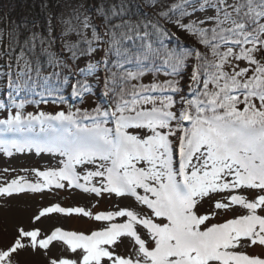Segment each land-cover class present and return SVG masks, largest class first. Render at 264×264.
<instances>
[{
	"label": "snow or ice",
	"instance_id": "6c2138e0",
	"mask_svg": "<svg viewBox=\"0 0 264 264\" xmlns=\"http://www.w3.org/2000/svg\"><path fill=\"white\" fill-rule=\"evenodd\" d=\"M150 6L154 16L141 20L123 0L102 2V28L73 9L59 52L49 50V28L47 39L34 33L26 42L29 54L39 47L46 56L43 64L23 50L14 58L16 111L0 104V153L35 150L56 165L32 170L36 180L0 181V264H264V0ZM166 24L195 43L175 37L169 47ZM65 85L81 100L100 88L104 100L91 109L23 111L38 89L64 104ZM73 190L88 203L58 199ZM29 195L41 197L36 206L22 199ZM112 197L111 208L89 210L92 199ZM72 218L94 226H45Z\"/></svg>",
	"mask_w": 264,
	"mask_h": 264
},
{
	"label": "trees",
	"instance_id": "16d2710c",
	"mask_svg": "<svg viewBox=\"0 0 264 264\" xmlns=\"http://www.w3.org/2000/svg\"><path fill=\"white\" fill-rule=\"evenodd\" d=\"M172 1L173 0H168V3H172ZM102 2L106 7H110L112 5H119L121 0H0V104H4L7 111H16V109L11 107V100L9 99L10 89L8 87L10 78L8 73L9 71L16 70L14 58L18 57L23 50L25 55L30 59L38 55L42 64L46 60V56L40 53L39 47H37L35 54L28 53L26 42L31 39L32 35L35 33L47 39L49 28H51L55 43L49 50L59 52L61 47V32L65 27L62 21L71 19L73 9H78L81 14V20H83L84 16H88L91 18V23L102 28L103 19L96 14V8ZM154 2L155 0H123V3L126 5L127 15L131 16L133 19L138 18L141 20L151 19L154 16L159 7V5H157V8L151 7L150 5ZM116 22L119 21L117 20ZM73 23H77V21L73 19ZM166 27L174 34V37L166 41L169 47L176 46L177 41L175 37L179 38L182 45H191L195 43L190 35L177 30L171 24H166ZM86 31L90 39L91 28ZM184 36L185 39L183 38ZM70 39L76 41L79 37L73 34ZM9 44H12V50L10 52L8 51ZM45 47H48V45L45 44ZM197 47H199V45H197ZM5 52H8V55H5ZM96 58H99V55ZM6 62L13 64L11 70L5 66ZM79 65L83 67L84 61H79ZM51 71V69H45L44 74H48ZM167 78L168 77L163 73L159 76L160 80H165ZM149 80H151L150 76L145 78V82ZM71 83H74V81H71ZM41 91L42 90L38 89V94L28 97L31 102L26 103L25 109L23 110L24 112L27 113V111L38 108L34 103L40 99L42 100V107L54 106L65 111L69 108H73V110L75 108L91 109L104 100V97L100 95V88H96L93 95L84 96L81 100V98L72 94L71 87L65 85L61 91L63 92V98L66 102L62 105L54 103L53 96L46 94L41 96L39 94ZM13 99H16L14 95ZM17 102H19V99H17ZM4 112L5 109H0V115Z\"/></svg>",
	"mask_w": 264,
	"mask_h": 264
},
{
	"label": "rangeland",
	"instance_id": "374dc122",
	"mask_svg": "<svg viewBox=\"0 0 264 264\" xmlns=\"http://www.w3.org/2000/svg\"><path fill=\"white\" fill-rule=\"evenodd\" d=\"M174 0L172 1V3ZM210 14V13H209ZM185 39V36L183 37ZM91 103V102H89ZM92 104V103H91ZM63 110L58 107L50 106V107H42L32 109L27 112H32L34 114H38L40 111H44L48 114H54L57 111ZM4 113L0 115V118H3ZM56 165V157L49 155L47 153H36L34 150L32 152H25V153H13V155L8 156L4 153H0V181L8 178H15L17 176H25L29 180H36L37 177L35 176L32 170L35 169H47L49 167H54ZM9 170L5 172V170ZM27 170V171H25ZM23 200L28 201L33 206L41 200V197L36 196H25L22 197ZM54 199L52 196H46L44 198V203H48L49 200ZM58 199L64 205H85L88 203V200L81 196L79 191H61L58 195ZM117 198H101L99 204H97L96 199L91 200V204L94 206L89 210L96 211V210H105L109 209L113 206ZM14 204L18 203L19 201H12ZM2 203V201H0ZM23 222L26 221V217L24 218ZM53 225L56 226H63L66 229L70 230H86L90 227H93V223L91 221L85 219H78L72 218L67 221L62 220H47L45 221L46 227H52Z\"/></svg>",
	"mask_w": 264,
	"mask_h": 264
},
{
	"label": "bare ground",
	"instance_id": "6f19581e",
	"mask_svg": "<svg viewBox=\"0 0 264 264\" xmlns=\"http://www.w3.org/2000/svg\"><path fill=\"white\" fill-rule=\"evenodd\" d=\"M40 102H41V99L40 100H37L34 104L37 105Z\"/></svg>",
	"mask_w": 264,
	"mask_h": 264
}]
</instances>
